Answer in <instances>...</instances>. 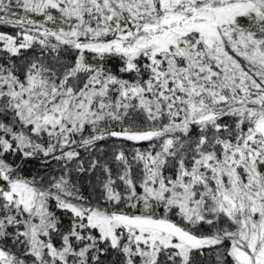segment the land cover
<instances>
[{
  "label": "trees",
  "instance_id": "1",
  "mask_svg": "<svg viewBox=\"0 0 264 264\" xmlns=\"http://www.w3.org/2000/svg\"><path fill=\"white\" fill-rule=\"evenodd\" d=\"M46 1L0 0V264H255L264 0H244L212 38L177 27L140 41L161 18L217 17L225 1ZM113 214L170 221L203 243L103 227Z\"/></svg>",
  "mask_w": 264,
  "mask_h": 264
},
{
  "label": "rangeland",
  "instance_id": "2",
  "mask_svg": "<svg viewBox=\"0 0 264 264\" xmlns=\"http://www.w3.org/2000/svg\"><path fill=\"white\" fill-rule=\"evenodd\" d=\"M173 1L174 0H161L163 7L166 10L172 6L171 3H173ZM224 1H225L224 4L221 5V9L219 10L220 14L217 17L215 15L210 16V14L204 12L203 10H202L203 12H191V10H190V11H186L185 14H183L181 12L178 20L177 19L175 20V17H173V15H171L168 18H161L159 25H158L159 28L155 29L153 27V28L143 29L144 32H142V33H146L147 37L145 35V36H143L141 38H137V39L140 41L141 39H143V38L146 39L149 36L156 34V33H165L167 31L175 32L177 27H179V29L185 28L186 30L200 29V32H203L205 34V36L212 38L217 33L216 27H217L218 23H220L221 25H223V24L228 25L229 22L233 21V18L235 16L242 15V14L246 13L250 7V4H244V0H233V2H229L228 5H227V0H224ZM50 2L51 1L47 0L46 1L47 5ZM166 2H168L169 5H167ZM180 17H183V18H180ZM213 17H216V18H213ZM119 40H120L119 43L116 42V44H113V46H110L108 49L113 50V49H116L118 46H120V44L123 40L122 39H119ZM139 43H141V42H139ZM64 115L70 119L72 117H75V115L71 111H69V109H67V106H65ZM259 125L260 126H259L258 130L260 131L261 135L264 137V119L262 121H260ZM20 191H21V194H23L25 196V199H27L26 201H28V198L32 197L31 195H34L32 192L28 193V190H25L23 188H21ZM109 222L105 221V223L101 222L100 224L104 225L103 227H107L109 224L112 225L114 223H117L113 219H111L112 223H109ZM156 233H158V232H156ZM153 237H155L156 240L160 241L161 243L164 242L167 245L172 243L170 237H168V236H166V237L153 236ZM153 237H152V239H153ZM254 241H255V238L252 240L251 245H253ZM202 243H203V241H202ZM181 244L182 243L179 242V243L174 244V245L179 247V246H181ZM251 250H252V248H251ZM253 253H254L255 264H264V235L261 238V245H260L259 249ZM1 256H0V258H1ZM239 259H240L241 263H245V261L247 262V256L243 257V255H241V256H239ZM247 264H250V261Z\"/></svg>",
  "mask_w": 264,
  "mask_h": 264
},
{
  "label": "water",
  "instance_id": "3",
  "mask_svg": "<svg viewBox=\"0 0 264 264\" xmlns=\"http://www.w3.org/2000/svg\"><path fill=\"white\" fill-rule=\"evenodd\" d=\"M114 137L124 138L126 140L141 143L153 137V134L148 133H115ZM113 220L124 227L149 230L161 233L166 236L173 237L180 243L190 248H198L201 246L202 239L195 237L184 231L174 223L163 219H152L144 217H129L125 215L113 214ZM1 256V254H0Z\"/></svg>",
  "mask_w": 264,
  "mask_h": 264
}]
</instances>
